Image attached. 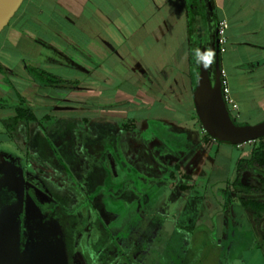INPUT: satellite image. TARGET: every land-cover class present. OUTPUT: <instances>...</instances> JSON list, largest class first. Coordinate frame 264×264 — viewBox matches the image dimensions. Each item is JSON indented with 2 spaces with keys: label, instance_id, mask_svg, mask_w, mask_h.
Wrapping results in <instances>:
<instances>
[{
  "label": "rangeland",
  "instance_id": "374dc122",
  "mask_svg": "<svg viewBox=\"0 0 264 264\" xmlns=\"http://www.w3.org/2000/svg\"><path fill=\"white\" fill-rule=\"evenodd\" d=\"M205 44L206 52H213L211 69L212 31ZM245 112L244 120L235 121L264 119L253 107ZM67 122L72 123L12 124L10 150L17 155L0 141V261L67 264L62 231L51 215L55 194L76 216L75 264H264V211L242 206L226 186L254 140L239 149L202 145L189 155L193 138V147L179 148L180 131L157 124L141 122L142 130L125 134L111 124L77 121L57 134ZM121 123L122 129L136 128L133 122ZM25 127L28 136L39 131L45 138L49 161L28 147ZM89 144L93 147L86 152ZM240 181L249 186L243 198L264 203V168L243 167ZM100 228L114 245L111 251L102 246L98 253L92 246ZM104 253L113 258L101 262Z\"/></svg>",
  "mask_w": 264,
  "mask_h": 264
},
{
  "label": "crops",
  "instance_id": "0c3cea01",
  "mask_svg": "<svg viewBox=\"0 0 264 264\" xmlns=\"http://www.w3.org/2000/svg\"><path fill=\"white\" fill-rule=\"evenodd\" d=\"M222 20L219 63L237 104H226L231 117L244 120L252 107L264 114V0H23L0 32V141L15 154L11 121L22 98L34 114L30 121L72 122L57 134L77 121L111 124L125 134L147 122L180 131L179 148L193 147V138L189 155L202 145H252L206 135L194 107L199 65L190 41L203 42L201 51L212 31L214 44ZM37 70L60 81L43 83ZM124 121L136 128L122 129Z\"/></svg>",
  "mask_w": 264,
  "mask_h": 264
},
{
  "label": "water",
  "instance_id": "95a60500",
  "mask_svg": "<svg viewBox=\"0 0 264 264\" xmlns=\"http://www.w3.org/2000/svg\"><path fill=\"white\" fill-rule=\"evenodd\" d=\"M23 0H0V32L8 24ZM218 23L214 34V72L211 78L208 66L201 59L199 76L193 89V102L196 114L203 129L211 137L227 143L240 144L255 140L264 135V119L255 123H236L223 98L220 77ZM205 53V46L201 48ZM1 264H7L0 261ZM9 263V262H8Z\"/></svg>",
  "mask_w": 264,
  "mask_h": 264
},
{
  "label": "trees",
  "instance_id": "16d2710c",
  "mask_svg": "<svg viewBox=\"0 0 264 264\" xmlns=\"http://www.w3.org/2000/svg\"><path fill=\"white\" fill-rule=\"evenodd\" d=\"M202 43L203 42H199V41H196V42L192 40L190 41V44L192 46L196 44V49H199V51H200V46ZM196 64L199 65V63H197V56H196ZM208 69H209L211 78H213L214 69L213 68L210 69L209 65H208ZM34 75L36 76V79L48 85L56 84L58 81H60L58 77L50 73H47L45 71L37 70L34 72ZM15 109H16L17 116L15 120L12 121L13 123L14 122L16 123L17 119H23L26 122H30V120H34V114L31 108L27 105L25 100H23L22 98H19L18 106ZM206 135L211 137V135H209L208 133H206ZM253 142L254 144L252 146L249 156L241 157L237 160L236 174L232 180H227L226 186L232 189L233 191L232 193L237 194L242 206H248L249 208H252L253 210L259 212V211H264L263 202L257 199H253V198H243L241 195V193L248 192V187H249V186L243 185L240 181L241 169H243V167L245 166L255 165V164L264 168V135L255 139ZM31 145L33 146V148L38 149L39 155H41L43 158L49 161V156L47 152L48 146L43 136L41 137L40 135H34ZM52 196L57 201V205L54 208L53 215L56 217L60 225L61 231H62L67 264H72V261H71V254L73 252L72 235H73L74 227L76 225V216L72 212L67 210L66 203L63 199H61L58 195H55V194H52ZM100 229L102 231V234L99 235V237L97 238L95 242H93L92 246L94 247L95 251L99 253H100V248L103 245H105L106 248H108L109 251H111L114 245L112 246V244L108 243V235L105 229L104 228H100ZM106 255L107 254L104 253V255H99V256H101L103 260L106 257L108 260L113 258L112 254H110V256H106Z\"/></svg>",
  "mask_w": 264,
  "mask_h": 264
},
{
  "label": "built area",
  "instance_id": "2783aa9c",
  "mask_svg": "<svg viewBox=\"0 0 264 264\" xmlns=\"http://www.w3.org/2000/svg\"><path fill=\"white\" fill-rule=\"evenodd\" d=\"M218 44H219V52L224 50V45L226 43V38L224 36V31L227 27V24L224 20L218 22ZM220 77H221V88H222V94L223 98L227 105L231 107V109L236 108L237 104L234 102L232 98L229 96V88L227 86V80H226V73L225 71H220Z\"/></svg>",
  "mask_w": 264,
  "mask_h": 264
},
{
  "label": "flooded vegetation",
  "instance_id": "af4514ba",
  "mask_svg": "<svg viewBox=\"0 0 264 264\" xmlns=\"http://www.w3.org/2000/svg\"><path fill=\"white\" fill-rule=\"evenodd\" d=\"M66 132V130L64 131V132H62L61 134H63L64 135V133ZM39 133V131H33L31 134H30V136H28V131H27V139H29L28 140V147L29 148H31L32 150H34L36 153H38V155H39V152H38V149H35V148H33V146L31 145L32 144V140H33V136L34 135H40V134H38ZM62 135V136H63ZM61 136V137H62ZM25 142H26V140H25ZM84 147H85V145H83V149H84ZM93 146L92 145H88L87 147H85V151L86 152H89V148H92ZM63 148L65 149V151L67 152L68 151V149H67V146L66 145H64L63 146ZM39 156H41V155H39ZM42 157V156H41ZM55 208V207H54ZM54 211V210H53ZM55 219H56V217L53 215V212H52V214H51ZM23 229V228H22ZM21 229V230H22ZM101 234H102V232H101ZM100 234V235H101ZM96 241V240H95ZM93 244V243H92ZM104 247H105V245H103ZM18 249H20V246H18ZM101 249V248H100ZM21 250V249H20ZM27 250V249H26ZM22 251V250H21ZM102 251L100 250V253H101ZM73 253H74V245H73V252H72V254H71V261H72V264H75V262H74V260H73ZM99 253V252H98ZM100 261L101 262H106L107 261V258H105L104 260H103V258L102 257H100Z\"/></svg>",
  "mask_w": 264,
  "mask_h": 264
},
{
  "label": "clouds",
  "instance_id": "9594fccd",
  "mask_svg": "<svg viewBox=\"0 0 264 264\" xmlns=\"http://www.w3.org/2000/svg\"><path fill=\"white\" fill-rule=\"evenodd\" d=\"M196 56H197V63H200L201 59H203L205 61L204 66L207 67L211 63L213 52L211 50H208L206 53H201L199 49H197Z\"/></svg>",
  "mask_w": 264,
  "mask_h": 264
},
{
  "label": "bare ground",
  "instance_id": "6f19581e",
  "mask_svg": "<svg viewBox=\"0 0 264 264\" xmlns=\"http://www.w3.org/2000/svg\"><path fill=\"white\" fill-rule=\"evenodd\" d=\"M15 207V206H14ZM16 210H17V208H16ZM35 213V212H34ZM43 229V228H42ZM45 231V230H44ZM47 231V230H46ZM48 233V232H47ZM49 234V233H48ZM44 235V234H43ZM53 239V238H52ZM55 241V240H54Z\"/></svg>",
  "mask_w": 264,
  "mask_h": 264
}]
</instances>
